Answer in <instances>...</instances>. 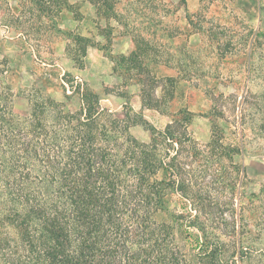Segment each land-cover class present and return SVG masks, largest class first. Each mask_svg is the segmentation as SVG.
<instances>
[{"label": "rangeland", "instance_id": "374dc122", "mask_svg": "<svg viewBox=\"0 0 264 264\" xmlns=\"http://www.w3.org/2000/svg\"><path fill=\"white\" fill-rule=\"evenodd\" d=\"M0 1L1 111L28 115L30 96L42 89L77 112L79 97L69 100L64 92L72 94L70 80L98 94L114 120L131 108L163 132L183 119L176 129L186 140L166 142L156 133L155 141L147 127L134 125L121 131L120 142L150 145L145 151L159 162L174 159L190 183L187 194L212 214L236 219L237 228L242 211L244 246L264 259V235L256 236L263 217L254 214V195L264 184V0H107L108 13L90 0L48 8ZM9 18L16 24L2 23ZM247 92L250 151L242 155L232 149L241 141L239 105ZM215 106L218 124L207 114ZM185 111L194 113L188 124ZM142 151L136 148L138 158ZM181 194L172 195L171 207H180Z\"/></svg>", "mask_w": 264, "mask_h": 264}, {"label": "trees", "instance_id": "16d2710c", "mask_svg": "<svg viewBox=\"0 0 264 264\" xmlns=\"http://www.w3.org/2000/svg\"><path fill=\"white\" fill-rule=\"evenodd\" d=\"M90 1L103 2L105 13L111 9L107 0ZM31 2L40 8L62 3ZM54 11L55 18L63 16ZM32 18L48 28L42 15ZM68 83L72 94L65 87L66 98L78 96L82 103L77 112L45 97L42 89L30 96L28 115L0 110V264H264L256 250L244 246L242 211L237 228L236 219L228 220L223 211L212 214L200 197L187 194L190 183L174 159L159 162L156 153L145 151L150 145L120 142L121 131L134 125L147 127L155 141L156 133L166 142L186 140L176 129L183 119L163 132L131 108L114 120L86 84ZM249 97L244 94L239 105L242 137L232 149L242 155L250 151ZM217 111L215 106L207 114L218 124ZM185 113L188 124L194 113ZM136 148L143 150L141 159ZM177 191L182 201L175 208L170 203ZM254 198L255 218L263 217L260 239L264 184Z\"/></svg>", "mask_w": 264, "mask_h": 264}]
</instances>
